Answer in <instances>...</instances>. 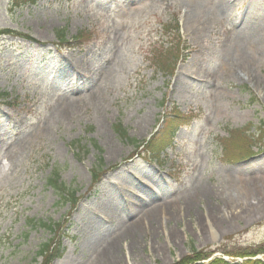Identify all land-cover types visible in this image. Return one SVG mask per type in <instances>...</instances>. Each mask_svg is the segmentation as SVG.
Returning a JSON list of instances; mask_svg holds the SVG:
<instances>
[{
  "label": "rangeland",
  "instance_id": "1",
  "mask_svg": "<svg viewBox=\"0 0 264 264\" xmlns=\"http://www.w3.org/2000/svg\"><path fill=\"white\" fill-rule=\"evenodd\" d=\"M127 1L0 0V29L33 38L0 36V264H41L53 239V264H175L193 249L212 260L227 258L222 246H264V56L228 67L236 50L249 58L242 29L264 27V0H231L228 17L195 31L185 19L201 0H143L135 13ZM164 114L187 123L174 146L138 151ZM54 172L78 192L75 209L48 183ZM229 175L253 190L232 211Z\"/></svg>",
  "mask_w": 264,
  "mask_h": 264
},
{
  "label": "bare ground",
  "instance_id": "2",
  "mask_svg": "<svg viewBox=\"0 0 264 264\" xmlns=\"http://www.w3.org/2000/svg\"><path fill=\"white\" fill-rule=\"evenodd\" d=\"M130 3L126 4V8L123 11L128 13H135L137 10H140L142 7V4H144L143 0L139 1H133L128 0ZM127 1V2H128ZM231 0H201L200 8L196 12V16L194 19V22H190L188 19H185L186 25L190 28V30L195 31L194 26H197V28L200 29L202 25H206L205 22H211L214 19H223L225 17H228L230 15L229 13V3ZM207 18V19H206ZM244 31H242V42H244L245 47H248L250 49V56L247 60H244L243 57H241V52L236 50V57L229 54L232 61L228 63V67L233 70H238L241 68H245L246 70H251L253 67V61L252 58L257 56H264V27L263 26H247V24L243 27ZM248 55V52H247ZM84 74V73H81ZM74 108L73 104H67L65 107L63 106L62 112L60 115L65 116L66 114H69L72 109ZM224 189H221V194H224L226 199L225 201V208L232 211L234 208L237 207V205L242 204L244 202H247L253 197V190L252 187L246 182L245 185L235 184L233 178H231V175L224 176ZM226 186V187H225ZM205 192V191H204ZM143 203H149L144 202ZM143 218V217H142ZM128 229V228H127ZM107 247L103 248L101 250V255L104 256L102 260L105 261H112L114 259L113 253L115 249V241L110 240L108 243H106Z\"/></svg>",
  "mask_w": 264,
  "mask_h": 264
},
{
  "label": "trees",
  "instance_id": "3",
  "mask_svg": "<svg viewBox=\"0 0 264 264\" xmlns=\"http://www.w3.org/2000/svg\"><path fill=\"white\" fill-rule=\"evenodd\" d=\"M11 5L14 7V9H18V7H22L28 4L34 5L37 3V0H11ZM175 33H179V29H175L174 30ZM14 36V37H21L23 39L26 40H30L31 38L25 34L22 33H17L16 31H13L11 29H2L0 30V36ZM58 35L60 37V41L62 42V40H64V33L61 34V32H58ZM82 38V35H81ZM162 67L165 68V70H168V68H170V66L165 65L164 63H162ZM177 127V125L175 126H171V127H167V129H164V134H158L155 137H153L152 140H150L147 144L143 145L144 149H146L147 151H149L152 155L157 154L158 152L164 151V148H166L167 146H169L172 142L173 136H174V132H175V128ZM117 131L119 133V135H121L122 137H126V133L125 131L120 127L117 128ZM232 135V134H231ZM100 176L95 175L94 177V181L97 182V179ZM48 183L53 187V189L56 191V193L60 194V201H62L65 204H71V206L73 208L77 207L78 200L79 198L77 197L78 193L74 190L70 191V189H68L63 183L59 182V172H55L52 176V178H50L48 180ZM64 222H59V224H54L52 222H50L49 224L46 223H41L42 226H44L45 228H47L48 230H59V233L61 230L64 229ZM53 242L56 243V240L53 239ZM51 242L50 244L44 245L43 247H41V250L39 252V256L41 257V259H43L41 264H53V262L56 259L61 258V243H57L56 245H53ZM217 251L222 252L223 254H225L228 257L231 258H242L245 259V257H255L257 255H264V246H261L255 250H250L248 248H244V249H233V250H228L225 246L219 247L217 249ZM192 254L183 259L180 260V262H176L175 264H264V262H262L261 260H245L244 263H238L235 262L234 263H230V262H226L224 260H221L219 258H214L212 259L211 262L206 263L205 261L209 260L212 255L216 252V251H212V252H204V251H197L195 249H193Z\"/></svg>",
  "mask_w": 264,
  "mask_h": 264
}]
</instances>
